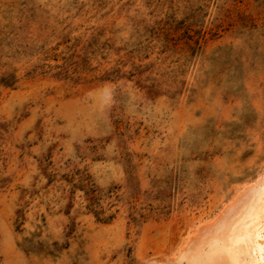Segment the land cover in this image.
Here are the masks:
<instances>
[{
    "label": "rangeland",
    "instance_id": "1",
    "mask_svg": "<svg viewBox=\"0 0 264 264\" xmlns=\"http://www.w3.org/2000/svg\"><path fill=\"white\" fill-rule=\"evenodd\" d=\"M263 263L264 0H0V264Z\"/></svg>",
    "mask_w": 264,
    "mask_h": 264
},
{
    "label": "trees",
    "instance_id": "2",
    "mask_svg": "<svg viewBox=\"0 0 264 264\" xmlns=\"http://www.w3.org/2000/svg\"><path fill=\"white\" fill-rule=\"evenodd\" d=\"M15 82V81H14ZM14 82L12 84H14Z\"/></svg>",
    "mask_w": 264,
    "mask_h": 264
},
{
    "label": "bare ground",
    "instance_id": "3",
    "mask_svg": "<svg viewBox=\"0 0 264 264\" xmlns=\"http://www.w3.org/2000/svg\"><path fill=\"white\" fill-rule=\"evenodd\" d=\"M264 264V263H263Z\"/></svg>",
    "mask_w": 264,
    "mask_h": 264
}]
</instances>
